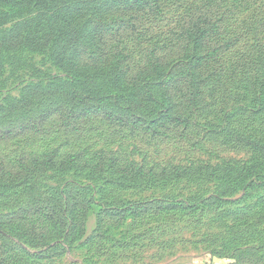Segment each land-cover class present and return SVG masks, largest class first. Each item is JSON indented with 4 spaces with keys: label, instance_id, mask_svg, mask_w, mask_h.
I'll list each match as a JSON object with an SVG mask.
<instances>
[{
    "label": "rangeland",
    "instance_id": "374dc122",
    "mask_svg": "<svg viewBox=\"0 0 264 264\" xmlns=\"http://www.w3.org/2000/svg\"><path fill=\"white\" fill-rule=\"evenodd\" d=\"M156 5L148 31L108 41L94 62L121 50L134 81L167 63L184 122L165 132L74 120L112 110L69 98L72 65L89 59L49 51L45 29L29 28L33 47L23 24L6 33L37 8L0 2V264H264V0ZM199 16L219 26L199 47L219 54L193 72L188 99L191 72L170 65ZM89 76L80 92L117 89Z\"/></svg>",
    "mask_w": 264,
    "mask_h": 264
},
{
    "label": "trees",
    "instance_id": "16d2710c",
    "mask_svg": "<svg viewBox=\"0 0 264 264\" xmlns=\"http://www.w3.org/2000/svg\"><path fill=\"white\" fill-rule=\"evenodd\" d=\"M88 1L91 2L88 3ZM94 1L97 0H0L7 4L35 5L37 8L35 13L13 22L6 33H10L16 26L23 24V29H26V36L29 39L27 44L33 47L42 44V42H34L31 38V36L37 37L40 30L33 31L29 28L34 26L33 28L36 29H45L50 35L44 39L43 44L49 51L65 55L69 49L70 58L76 56L89 59V63L84 65H72L76 79L71 80L67 85L69 98L82 103L96 101L101 105L107 104V107L111 106L112 110L106 107L95 110L85 107L83 113L79 115L69 113L74 120L100 113L119 125L131 124L134 128L145 125L147 131L160 128L164 132L171 127H166L163 122L171 126L183 123L184 119L176 111L180 104L173 99L174 90L179 93L182 89L175 86V81L162 79V73L168 69L167 63L159 62L154 68L147 70L138 81H134L121 50L111 53L108 56L110 64L102 68L94 62L101 60V54L105 52L103 46H107L108 41H113L124 34L129 37H133V34L138 36V30L148 31L146 26L149 18L159 11L156 5L158 0H111L107 5L106 3L99 5ZM71 10L74 12H70ZM65 11L68 13H64ZM184 26H188V23ZM218 30L219 26L216 21L206 16H199L186 28V33L182 36L184 43L175 48L178 55L174 56L170 66L176 63L174 67H182L185 71L191 72L189 80H187L189 73L182 78L186 87L185 92L183 91L184 96L189 97L188 99H193L199 94L198 88L195 91L189 90L190 81L195 79L193 72L208 64L219 54L217 46L212 50H205L199 47V43L204 36H213ZM79 39H85V42L74 47ZM69 45L73 46V49L69 48ZM92 54H94L93 57ZM96 55H99L97 60H93ZM88 74L104 79L107 84L113 83L117 89L112 90L110 95L98 94L91 89L80 92L79 87L84 85L81 81L83 79L90 81ZM185 122L187 123L186 120ZM72 128L78 129L77 127ZM69 160L72 162L74 158ZM35 163L38 164V159ZM24 167V171H27V165ZM6 176L9 175L6 174ZM48 208H51L50 212H53L52 207ZM65 216L62 218H66ZM53 218L50 216V220ZM24 233L29 237L28 232L24 231Z\"/></svg>",
    "mask_w": 264,
    "mask_h": 264
}]
</instances>
